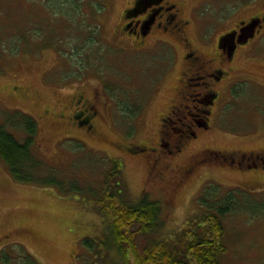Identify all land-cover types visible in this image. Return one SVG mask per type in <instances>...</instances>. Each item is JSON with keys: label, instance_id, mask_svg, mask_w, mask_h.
Here are the masks:
<instances>
[{"label": "rangeland", "instance_id": "rangeland-1", "mask_svg": "<svg viewBox=\"0 0 264 264\" xmlns=\"http://www.w3.org/2000/svg\"><path fill=\"white\" fill-rule=\"evenodd\" d=\"M62 1L0 0V109L37 120V156L67 178L95 187L111 161H120L128 199L146 194L161 203L165 236L184 229L202 211L199 198L211 186L219 188L218 197L241 188L264 203V177L206 168L184 175L194 159L192 141L182 153L155 164L162 114L184 70L182 48L174 47L161 63L149 49L151 41L146 51L133 44L123 26L128 0H73L65 7ZM189 1L201 13L213 12L214 22L226 20L215 27L218 33L264 14V0ZM194 27L188 30L196 38ZM255 42L258 48L244 68L264 81V38L251 43V49ZM243 89L241 99L231 98L222 127L215 126L216 134L204 146L264 148V83L250 80ZM87 101L98 111L94 131L73 117ZM12 132L23 140L22 131ZM237 212L226 219L223 264H264V213ZM104 231L106 222L93 205L53 187L15 180L0 158V249L24 245L42 264H123L115 249L107 260L88 253L84 240L102 237Z\"/></svg>", "mask_w": 264, "mask_h": 264}, {"label": "flooded vegetation", "instance_id": "flooded-vegetation-1", "mask_svg": "<svg viewBox=\"0 0 264 264\" xmlns=\"http://www.w3.org/2000/svg\"><path fill=\"white\" fill-rule=\"evenodd\" d=\"M128 2L123 11L124 18L126 16L123 26L126 37L133 44L146 51V44L151 41L152 47L149 49L155 52L161 63L168 52H175L174 47L179 45L183 51L184 70L180 74L173 101L162 114L164 124L158 144L161 154L156 157L155 164L160 163L162 157L170 158L182 153L192 141L196 146L192 154L194 159L184 175L206 168L264 177V148L259 152L229 151L204 146L203 143L211 134L214 137L215 126L222 127L221 121L230 111L231 98L241 99L243 87L248 81L264 83L252 77L244 68L245 62L253 58L250 54L258 48L257 42L252 49L250 44L264 38V14L250 17L237 23L235 28L218 33L215 27L223 25L226 20L219 18L214 22L213 12L209 14L206 8L201 13L199 5L193 6L189 0ZM200 17H204V21ZM253 21L257 22L255 31L244 30ZM191 25L195 28L196 38L190 37L192 35L188 28ZM242 28L244 31H241ZM248 50L250 52L245 54ZM262 64L264 66V60ZM93 104L87 101L73 115L80 125L87 124L92 129V120L98 113ZM223 133L221 131L219 134L229 137Z\"/></svg>", "mask_w": 264, "mask_h": 264}, {"label": "trees", "instance_id": "trees-1", "mask_svg": "<svg viewBox=\"0 0 264 264\" xmlns=\"http://www.w3.org/2000/svg\"><path fill=\"white\" fill-rule=\"evenodd\" d=\"M72 1H62V7L73 4ZM12 130L22 131L23 140ZM38 131V122L31 115L0 109V158L15 180L53 187L93 205L107 228L104 236L84 240L93 257L103 254L102 259L107 260L111 249H115L123 264H223L229 214L244 210L254 215L264 213V203L250 199L244 189H232L218 197L219 188L211 186L199 198L202 211L184 229L165 236L161 203L146 194L136 201L128 199L119 178L123 167L120 161H111L112 166L104 172L97 187L84 186L77 178H67L37 156L34 147ZM0 264L42 263L24 245L8 244L0 249Z\"/></svg>", "mask_w": 264, "mask_h": 264}, {"label": "water", "instance_id": "water-1", "mask_svg": "<svg viewBox=\"0 0 264 264\" xmlns=\"http://www.w3.org/2000/svg\"><path fill=\"white\" fill-rule=\"evenodd\" d=\"M257 26V22L256 21H253V22H251L248 26H246L245 27V29L244 28H242L241 29V31H244V30H246V31H251L252 30V33L255 31V27ZM244 29V30H243ZM232 33H230V34H228L227 36H230Z\"/></svg>", "mask_w": 264, "mask_h": 264}]
</instances>
